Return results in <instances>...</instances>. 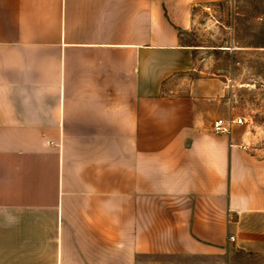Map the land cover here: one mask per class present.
<instances>
[{"label": "crops", "instance_id": "obj_1", "mask_svg": "<svg viewBox=\"0 0 264 264\" xmlns=\"http://www.w3.org/2000/svg\"><path fill=\"white\" fill-rule=\"evenodd\" d=\"M212 1L0 0V264L264 249V155L193 105L183 35Z\"/></svg>", "mask_w": 264, "mask_h": 264}, {"label": "rangeland", "instance_id": "obj_2", "mask_svg": "<svg viewBox=\"0 0 264 264\" xmlns=\"http://www.w3.org/2000/svg\"><path fill=\"white\" fill-rule=\"evenodd\" d=\"M183 42L193 46V68L187 76L201 121L241 116L232 128L244 147L264 155V0H215L196 6ZM190 82L177 89L188 94ZM244 227L264 228V217L245 220ZM233 244V241H229ZM231 246V245H230ZM229 264H264V249L232 246ZM144 264H212L207 260L150 257Z\"/></svg>", "mask_w": 264, "mask_h": 264}, {"label": "built area", "instance_id": "obj_3", "mask_svg": "<svg viewBox=\"0 0 264 264\" xmlns=\"http://www.w3.org/2000/svg\"><path fill=\"white\" fill-rule=\"evenodd\" d=\"M244 123V118L241 116H235L232 118H215L211 123V129L214 133L222 134L228 133L234 125H241ZM229 239L232 240L233 237L229 236Z\"/></svg>", "mask_w": 264, "mask_h": 264}, {"label": "trees", "instance_id": "obj_4", "mask_svg": "<svg viewBox=\"0 0 264 264\" xmlns=\"http://www.w3.org/2000/svg\"><path fill=\"white\" fill-rule=\"evenodd\" d=\"M232 248H234V247L231 246V247L229 248V251H230L231 253H232V252H233V253L235 252L234 254H236L237 251H236V250H233Z\"/></svg>", "mask_w": 264, "mask_h": 264}]
</instances>
